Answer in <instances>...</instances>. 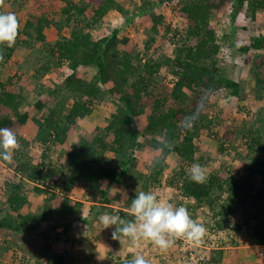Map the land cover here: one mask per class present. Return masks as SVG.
I'll return each mask as SVG.
<instances>
[{
    "label": "trees",
    "instance_id": "obj_1",
    "mask_svg": "<svg viewBox=\"0 0 264 264\" xmlns=\"http://www.w3.org/2000/svg\"><path fill=\"white\" fill-rule=\"evenodd\" d=\"M58 2L59 20L32 14L21 28L17 19L20 27L14 46L0 45L3 67L18 50L34 49L39 44L42 60L35 62L41 65L37 81L52 72L59 78L52 87L37 84L41 88L34 104L38 112L46 108L40 95L48 93L53 99L47 113L33 119V143L44 147L43 160L38 164L30 156L31 142L17 135L30 120L29 114L22 112L30 88L21 85L23 74L3 78L5 74L1 73L0 128L11 129L21 148L10 163L1 160L13 178L4 182L5 200L0 203V239L4 243L0 254L12 251V240L27 243V250L38 264L44 260L43 264H73V257L60 245L68 243L74 223L89 224L84 215L86 205L69 196L78 183L88 185L91 199L100 196L99 216L107 212L131 220V200L136 192H155L162 185L165 162L170 157L176 161L178 171L168 184L177 191L169 199L157 198L186 207L191 218L206 228L205 235L213 231L227 235L222 247L210 251L208 264L221 262L225 257L223 248L237 245L234 238L240 233L264 246V112L251 116L255 123L244 128L239 145L237 129H215L223 112L217 104L246 100L250 83L230 76L223 52L231 49L232 43L224 31L218 33L216 23L229 8L233 23L243 11L256 22L258 14L264 12V0H141L132 11L117 0ZM174 2V10L185 20L183 29L174 28L162 11L155 12ZM111 11L128 13L132 18L149 17L144 53L134 38L120 37L119 29L102 38L94 36ZM50 28L59 33L53 43L46 34ZM65 29L69 36L62 35ZM252 51L264 52V35L254 37L252 44L237 51L244 64L253 69L250 80L255 81L259 99L264 100V55L254 58ZM63 69L68 73H62ZM83 69L92 72L91 78L81 77ZM163 71L171 77L172 85L160 77ZM106 101L113 108L112 114L104 125L84 131L67 150L66 168L47 164L51 150L65 145L84 120L95 118L96 107ZM205 136L218 154L235 155L222 162L223 172L214 169L205 183L198 184L189 179L186 169L193 163L206 167L197 144ZM143 140L149 143L148 153L155 155L145 166L137 157ZM112 185L123 190L112 192ZM32 193L45 197L42 207L33 208ZM58 197L62 199L55 206ZM114 203L120 208L117 211L111 207ZM96 208L91 207V212ZM50 223L42 230L43 224ZM15 256L13 253L14 261Z\"/></svg>",
    "mask_w": 264,
    "mask_h": 264
},
{
    "label": "rangeland",
    "instance_id": "obj_2",
    "mask_svg": "<svg viewBox=\"0 0 264 264\" xmlns=\"http://www.w3.org/2000/svg\"><path fill=\"white\" fill-rule=\"evenodd\" d=\"M117 1L126 9H128V11H132L134 9L135 4H141V0ZM176 5V2L169 5L164 4L160 7V9H158L157 11L155 10V12L159 13L160 11H162L167 15V20L171 22L174 28L183 29L186 27L185 20L174 10ZM60 7L61 4L58 2V0H4V5L0 6V13H14L17 19L20 21L22 28L25 25L27 19L32 14L36 16L46 14L55 18L56 21L59 20V17L61 16ZM230 15L231 9L229 8L221 16L220 22L218 24L216 23L218 33L221 34L224 31L223 33L230 36V41L232 43L231 49L226 48L223 52V63L227 67L228 72L230 76H232V78L237 80L250 81V83L249 88L247 89L246 100L238 102L236 101V99H233L230 101H222L217 104V109H221V111L223 112L220 116L219 121L217 122L219 124H216L217 126H215V129L216 131L219 130L222 132L226 130V128L233 127L237 129L239 132L237 135L236 144L239 145L242 142L240 138L244 128L248 127V125H252L253 123H255V121L253 120L254 116L259 115V112H264V100L259 99L256 92L255 81H251L252 79L250 80L251 71L253 69L251 68V66H247L244 64L243 57L237 54V51L241 46H248L252 44L254 37L264 35V12L258 14L256 22H252L248 17H246L245 11L237 15V18L235 19L234 23L232 22ZM128 19H131V21ZM148 19V16L132 18L131 14L111 11L106 17V20H104L102 25H100V27L95 31L94 36L96 38H102L110 35L113 30L119 29L120 37L127 36L129 38H134L137 42L139 51L144 53V47L148 38L146 32L147 26L149 25ZM46 34L48 36L49 42L51 43L55 42L59 37V33L55 28H50L46 30ZM62 35L69 36V30H63ZM159 43L160 40L157 41L155 48L158 47ZM39 47L40 45L37 44L34 49L23 48L18 50L16 56L11 61L6 63L5 66L0 67V76H2L1 73L5 74L3 78L15 77L18 74H23V82H21V85L23 87L30 88L29 100L22 108V112H26L29 114L30 120L25 127H22L18 131L17 135L31 142L32 146L30 149V156L32 157L33 161L38 164L41 163L43 160L42 155L44 152V147L33 143V139L35 137L33 133H36V125L34 124L33 119H39L43 113H47V111L53 106L52 96L48 93H44L39 96V99L46 105V108L43 113L38 112L35 109L34 104L38 100L37 93H39L38 91L41 89L40 87H52L53 83L59 80L57 74L52 72L50 74H43L41 80H39V82L37 81V70L41 65H35V62H41L40 60H42L38 51ZM230 51L233 53L232 56H230ZM167 55H170V50L167 51ZM250 55L254 58H257L264 55V52L252 51ZM31 62H33V64H31ZM62 73L67 74V69H63ZM91 73L92 72L88 69L80 70L81 77H84L86 79L91 78ZM160 77L164 79L163 81L166 84L172 85V79L167 75L165 71L161 72ZM37 84L40 87H38ZM95 111V118L84 120L80 124L79 130H76L74 133L71 134L68 142L65 145L61 147H56L51 150V153L49 154V159H47L46 162L47 164L54 166L56 169L66 168L67 150L72 145H75L77 143L80 135L84 131H92L96 126L104 125L112 114L113 108L109 101H106L105 103H101L99 106H97ZM215 114L216 112L212 111L211 116L215 117ZM147 143V141L143 140V148L137 152V157L142 162V166H145L148 161L153 160V158L155 157L154 154L148 153L149 143ZM197 144L199 154H201L205 158V168L207 170V176L212 171H215L214 169L220 168L219 171L223 172L225 164L222 166V162H228V159H232L235 155L232 152L228 153L227 155L218 154L216 152L214 144L209 141L206 136L202 140L198 141ZM165 164L167 169L165 175L162 178V185L160 187H157L154 193L158 197H161L163 199H169V197L173 196V194L177 191L174 185H171L174 187H169L168 182L173 179L172 176L176 173V171H178V166L174 158L171 157L166 160ZM8 178H13V175L0 160V203H3L5 200L4 182ZM81 186H84L83 182L79 186H77L78 190H76V192L72 195L69 194V196L71 198L74 197L85 202H90L91 204L87 206L84 215H86V217H91L90 220H93L92 223L90 222V225H84L82 222H78L77 227L72 226L69 232V236L72 235L73 232H75L78 239L80 236L87 237L85 240L86 244H90L89 248L92 247L94 249L92 251H95V244L100 241L98 240L97 235L100 234L98 233L99 226L94 224L93 221L99 222L100 216L98 215V212L100 211L101 206L100 196H95L94 200L91 199V195L87 193L88 191H86L85 193L84 188H80ZM258 187L259 182H256L255 188L258 189ZM61 199L62 197L57 198L55 206L61 202ZM30 201L33 205V208L37 209L38 207H42L44 205L45 197H39L32 193L30 194ZM162 202L164 201L162 200ZM94 206H96L97 208L93 212H91V207ZM111 206L114 210L119 209V206H117L115 203ZM51 225L52 223L43 224L42 230L47 229ZM110 228L105 230L109 231ZM57 231L61 232L62 229H58ZM107 236L109 235L105 233L101 234L100 239L102 240V238H106ZM26 241L28 240L26 239ZM18 242L19 241L12 242L11 240L10 245L12 251L0 254V264H38V261L33 258L32 252H29L27 250V243L21 244L20 242ZM73 243V241L69 240L68 243L66 242L65 244H61L60 247L65 252H67L68 256L74 257L73 264H75L74 260H76V256L73 255V253L79 252L76 251L77 247L73 245ZM3 244L4 243H2L0 239L1 252L4 247L1 246ZM125 252L127 253V250H125ZM13 253H16L15 261L13 259ZM77 256L80 258L81 254H78ZM19 257L20 259H18ZM112 257L114 258L113 260L115 262L118 261V258H115L113 255ZM107 262H110V259L107 258L106 262L102 260V264H107ZM43 263H45V260L41 262V264ZM167 264L171 263L168 262Z\"/></svg>",
    "mask_w": 264,
    "mask_h": 264
},
{
    "label": "clouds",
    "instance_id": "obj_3",
    "mask_svg": "<svg viewBox=\"0 0 264 264\" xmlns=\"http://www.w3.org/2000/svg\"><path fill=\"white\" fill-rule=\"evenodd\" d=\"M3 5L4 0H0V6ZM19 27L14 13H0V45L13 47ZM20 148L16 134L9 128H0V160L10 163L14 153ZM186 172L189 179L198 184H203L208 179L206 168L198 163L191 164ZM128 212L133 219L105 212L99 217V221L103 229L114 226L113 240L121 242L127 238L133 248H140L144 241L152 243L161 251H167L177 240H186L194 246H199L203 243L207 231L202 224L191 218L186 207L162 202L153 191L136 192ZM129 264L149 262L143 255L137 254Z\"/></svg>",
    "mask_w": 264,
    "mask_h": 264
},
{
    "label": "crops",
    "instance_id": "obj_4",
    "mask_svg": "<svg viewBox=\"0 0 264 264\" xmlns=\"http://www.w3.org/2000/svg\"><path fill=\"white\" fill-rule=\"evenodd\" d=\"M33 134L36 135L35 132ZM81 183L82 182H79L77 186H79ZM77 186H76V189L73 190L71 195L75 193L76 190H78ZM80 188L81 189L84 188V192L86 193L88 189V185L84 183V186H81ZM109 189L112 192H118V191L123 190V188H121V186L119 185H112ZM72 199L83 202L86 205L85 211H86L87 206L91 204L90 202H85L83 200H80L74 197H72ZM90 218L91 217H88L89 225H90V222L92 223V220H93V219L90 220ZM93 223L99 226L98 233L100 234V235H97V238L100 241L95 244L96 246L95 251H92L94 250L92 247L89 248L90 244L88 245L86 244L85 240L87 237L80 236L78 239L75 232H73L72 235H70L71 237H69V240L71 239L75 240L73 245L77 247L76 251L79 252V253H73V255L76 256V260H74L75 264H80V263L81 264H102V260L106 262L107 258L110 259V262H107V264H117L118 262H119L118 264L120 263L129 264V262L137 254L143 255L145 259L149 262V264H167L169 262L168 260L163 258V255H162L163 253L159 252L161 250L157 248L156 246H154L152 243L144 241L140 248H133L130 246V242L128 241L127 238H124L121 242L119 240L112 239V232L114 231L113 227H111L109 231H106L105 229H103V225L100 224V221L99 222L93 221ZM77 226H78V223L73 224V227H77ZM104 233L109 236H107L106 238H102L101 240L100 239L101 234H104ZM234 239L237 242V245L228 244L227 246H225L223 248V250L225 251V257L223 258V260H220L221 262L216 263L213 261L214 263L216 264H264V246L257 245L254 239H252L250 236L245 235L244 233H240ZM125 250H127V253L125 252ZM169 250L172 252V250H175V249L171 247L169 248ZM215 251H218V250H215ZM162 252H165V251H162ZM78 254H81L80 258L77 256ZM112 255L115 258H118V261L115 262L113 260L114 258L112 257ZM173 255L174 254H172L171 258L174 257ZM212 255L213 257H216V253H213Z\"/></svg>",
    "mask_w": 264,
    "mask_h": 264
},
{
    "label": "built area",
    "instance_id": "obj_5",
    "mask_svg": "<svg viewBox=\"0 0 264 264\" xmlns=\"http://www.w3.org/2000/svg\"><path fill=\"white\" fill-rule=\"evenodd\" d=\"M225 238L226 233L213 231L205 235L203 243L199 246H194L186 240H177L172 246L175 250L159 252L163 253V258L171 264H208L210 251L222 247V240Z\"/></svg>",
    "mask_w": 264,
    "mask_h": 264
}]
</instances>
